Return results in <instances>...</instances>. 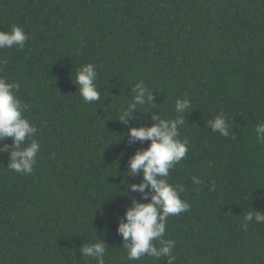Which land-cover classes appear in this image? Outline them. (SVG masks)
Listing matches in <instances>:
<instances>
[{
  "label": "trees",
  "instance_id": "1",
  "mask_svg": "<svg viewBox=\"0 0 264 264\" xmlns=\"http://www.w3.org/2000/svg\"><path fill=\"white\" fill-rule=\"evenodd\" d=\"M13 25L28 40L0 49V77L19 83L40 151L23 175L7 167L13 138L0 142V264H97L81 252L97 240L105 264H168L129 260L118 228L134 200L153 195L130 187L144 179L130 159L151 143L130 130L174 118L185 98L179 138L189 151L167 179L191 208L168 218L174 264H264V223L241 226L248 212L264 214L255 131L264 122V0H0V31ZM88 63L100 92L92 103L76 82ZM140 81L152 100L132 108ZM220 113L228 137L210 126Z\"/></svg>",
  "mask_w": 264,
  "mask_h": 264
},
{
  "label": "clouds",
  "instance_id": "2",
  "mask_svg": "<svg viewBox=\"0 0 264 264\" xmlns=\"http://www.w3.org/2000/svg\"><path fill=\"white\" fill-rule=\"evenodd\" d=\"M28 40L24 29L13 25L12 30L0 31V49L23 47ZM7 60H0V66L6 65ZM97 78L96 65L88 63L82 66L76 75L79 92L85 103H92L100 99V92L94 81ZM19 83H10L6 78L0 77V142L11 137L14 140L10 154L8 168L23 175L32 174L36 163V156L40 151V142L34 138L37 128L24 116L27 105L16 96ZM135 102L130 107L152 100V94L144 81L135 85ZM191 107L189 99H177L175 103L174 118H161L154 116L155 123L150 127L132 128L130 135L133 140L151 141L149 147L137 151L130 159L129 168L131 173H141L143 182L132 184L133 191L143 193L149 189L153 195L148 203L133 201V207L126 212V222H122L118 228L119 233L126 241L124 245L129 260H138L147 255L154 258L166 257L168 264H174L176 257L173 255L175 241L164 239L168 218L190 210L191 205L181 198L183 188L173 185L167 179L169 170L184 159L189 151L188 140H181L180 126L185 124L183 113ZM131 115L125 110L120 116L121 120ZM213 131H218L222 136L228 137L229 123L224 113H220L210 121ZM256 138L264 142V122L256 126ZM30 143H26L29 141ZM0 151H7L0 148ZM54 155V154H53ZM194 184L200 185L202 180L192 177ZM215 190V182L211 189ZM147 198V195L145 196ZM264 223V214L258 211L248 212L242 223V228L247 231L249 223ZM154 241H158L157 247ZM83 257H91L97 264H105V246L97 240L81 248Z\"/></svg>",
  "mask_w": 264,
  "mask_h": 264
}]
</instances>
